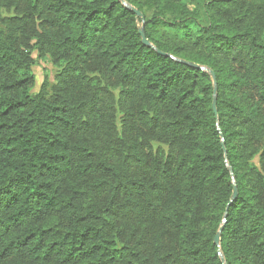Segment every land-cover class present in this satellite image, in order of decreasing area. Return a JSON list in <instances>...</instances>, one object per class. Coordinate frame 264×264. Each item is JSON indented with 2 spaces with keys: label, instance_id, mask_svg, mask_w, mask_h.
Here are the masks:
<instances>
[{
  "label": "trees",
  "instance_id": "trees-1",
  "mask_svg": "<svg viewBox=\"0 0 264 264\" xmlns=\"http://www.w3.org/2000/svg\"><path fill=\"white\" fill-rule=\"evenodd\" d=\"M123 1L0 0V264H264V0Z\"/></svg>",
  "mask_w": 264,
  "mask_h": 264
},
{
  "label": "water",
  "instance_id": "water-1",
  "mask_svg": "<svg viewBox=\"0 0 264 264\" xmlns=\"http://www.w3.org/2000/svg\"><path fill=\"white\" fill-rule=\"evenodd\" d=\"M127 9H129L131 12H133L136 16V18H139L141 19L142 23L144 21V18L143 16L141 15V13H139L137 10H135L134 8H131L128 4H126L123 0H119ZM139 35L141 36V42L143 43V45L147 46V47H151V45L149 44V42L145 39V36H144V32H143V29L142 27L139 29ZM175 61L179 62V63H182V64H186V65H189L191 67H194L196 69H200L206 73H208L212 79V84H213V99H212V109H213V113L216 114V80H215V76L213 74V72H211L210 70L206 69V68H202V67H198V66H195V65H191V64H188L184 61H181V60H177V59H174ZM221 145H222V149L224 151V154H225V149L223 147V142H221ZM229 169V172H231L230 168ZM237 195V190H236V187L233 186V195H232V198L231 200H233ZM225 221V217L223 219V223ZM221 231H222V227L218 230L217 234L215 235L214 239H213V243L214 245L218 248V256L221 260V263L224 264V259L219 251V244H220V234H221Z\"/></svg>",
  "mask_w": 264,
  "mask_h": 264
},
{
  "label": "rangeland",
  "instance_id": "rangeland-1",
  "mask_svg": "<svg viewBox=\"0 0 264 264\" xmlns=\"http://www.w3.org/2000/svg\"><path fill=\"white\" fill-rule=\"evenodd\" d=\"M197 1L194 0L193 5H195ZM33 68L32 74L35 78V87L34 90L38 91V89L46 84V88L50 89L55 84V76L58 68L52 64L49 58L40 59L35 55L33 56Z\"/></svg>",
  "mask_w": 264,
  "mask_h": 264
}]
</instances>
